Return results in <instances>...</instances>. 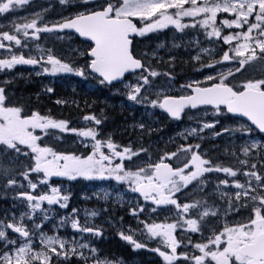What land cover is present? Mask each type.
Returning a JSON list of instances; mask_svg holds the SVG:
<instances>
[{"label":"snow or ice","instance_id":"obj_1","mask_svg":"<svg viewBox=\"0 0 264 264\" xmlns=\"http://www.w3.org/2000/svg\"><path fill=\"white\" fill-rule=\"evenodd\" d=\"M28 2L31 3L32 0ZM58 3L62 6L60 11H66L67 15H56L45 20L44 13L49 12V7L41 8L21 18L25 22L16 27L18 32L23 29V36L26 39L35 42L34 49L39 56L30 54L26 57L20 52L10 59H0V70L6 67L11 71L17 65L40 66L41 70L36 73L37 75L69 74L83 77V68L75 61L87 57L91 70L102 77L100 83L122 82V86L129 89L126 98L136 103H140L138 97L141 96L142 91L151 89V97L145 95L151 107L160 109L170 119L176 121L182 120L189 110L194 111L206 106L213 107V114L219 115L225 110L224 106L229 105L233 99H246L252 92L264 94V0H170V2L121 0V5L126 7L150 9L147 13L150 22L143 26L144 30L140 33V37L164 30L183 34L187 29H202L203 35L211 45L210 48L200 49L205 54H213L206 62H200L199 53L191 57L192 60L199 62V66L193 68L195 75L187 76L183 79V83H179V88L176 84V75L166 71L164 75L170 82L169 87L154 89L149 77L156 80L160 72L143 65L127 47L130 43L127 33L112 24L118 16L125 14L123 8L119 5L112 7L109 0H79L78 4L73 3L70 7L69 0H58ZM6 8L5 0H0V11ZM109 8H112L111 12L106 11ZM185 18L188 19L185 21ZM69 31L82 37L84 42L93 41L95 47L89 46L81 50L78 46H73L65 48L59 54L54 46L45 47L50 38L59 44H65L66 39L71 41L73 37L65 35ZM109 34L112 40L122 41L118 50L109 45ZM4 36L14 41L17 48H27L18 37L10 33H4ZM195 43L199 44V41ZM5 47V44L0 43V49ZM163 47V42L157 45V49ZM172 47L179 48L180 44L173 43ZM113 56L116 57L115 60L112 59ZM174 60L175 57H172L170 62ZM141 68L144 69L145 75L140 77V84L130 85L127 76H135L131 70ZM8 82L10 81H5ZM46 90L49 93L55 91L51 87ZM0 93L3 94V108L8 110L0 117L3 120V123H0V170L7 177L5 183L9 186L15 183L11 179L13 174L24 175L17 173L22 163L21 156L31 157L35 166L42 168L43 156L53 155L57 161L65 162L61 165L62 168L76 170V175H68V179L89 178L94 172L99 176L107 173V176L114 179L117 184L125 185L127 191L134 192L138 198H142L149 214H157V220L151 225L147 221L144 224L148 228L149 237L161 236L163 246L166 249L171 248V255L160 253L166 264H174V262L193 264L194 260L199 259L195 252L189 254L183 247L177 252L179 246L177 237L172 236L171 233L177 231V224H181L187 226L182 227L181 232L203 234L200 224L208 215V209L204 208L198 213L194 210L207 203V196L201 194L207 187L208 182L205 177L208 174L213 172L225 174L226 178L216 181L213 188V193L219 196L229 195L239 199L241 193L247 197L250 191H255L250 182L246 188L239 180L230 179L240 175L238 170L230 166L221 167L220 161L214 163L208 156L207 150H201L199 140L204 137L197 136L196 128H186L178 133L182 143L171 151L160 152L155 160L148 154V149L117 145L105 138V143L111 152L109 155L101 151L99 147L101 141L97 139L98 133L95 129L88 131L69 129L67 121H53L49 117L40 116L37 110L24 111V106L14 102L4 87H0ZM216 105L221 107L217 108ZM33 120H46L47 123L33 125ZM30 126L40 129L51 126L62 134L91 137L96 143L92 146L83 143L82 147L88 148V152L84 154L57 153L51 149V146L43 144L42 133L33 135L28 130ZM208 127L214 128L215 125L211 122H201L199 131L202 132ZM215 135L216 133H212V138H215ZM64 136L58 134L55 138L62 143ZM188 137L194 139L188 141ZM256 146L257 144L253 143L252 147ZM244 153L247 154L246 149ZM47 163L51 164L52 161ZM26 171L30 175L33 168L27 167ZM57 175L64 176L67 173L61 171ZM244 175H247V172ZM252 175L255 176L258 184L264 182V176L256 173ZM25 178L27 179V176ZM221 185L225 188L230 187L234 191L225 193L221 190ZM64 199L67 200L68 197L65 196ZM258 203L264 204V196L258 198ZM245 206L247 207V202ZM144 210V206H140V212ZM261 211L264 212V209ZM129 214L137 213L132 210ZM212 214L215 215L214 212ZM4 235V232H0V237ZM123 238L130 242L132 240L131 236ZM51 239L49 237V242ZM189 243H192L191 239ZM194 247L199 248V243ZM31 251L30 245L20 249V252L25 254ZM0 260H3L4 264H12L11 254L8 251L0 254Z\"/></svg>","mask_w":264,"mask_h":264},{"label":"rangeland","instance_id":"obj_2","mask_svg":"<svg viewBox=\"0 0 264 264\" xmlns=\"http://www.w3.org/2000/svg\"><path fill=\"white\" fill-rule=\"evenodd\" d=\"M161 2H170V0H161ZM119 6L123 8L125 14L122 16H118V17L133 18V19H138L140 21H142L143 19L148 20L147 13L150 11V9H135V8L126 7L125 5H119ZM157 15H159V13H157ZM187 19L188 18H185V21ZM143 30H144V27H142V30L140 33H142ZM143 37L144 36L140 37V34H139L138 39H141ZM175 39H177L178 41L176 42L173 40V42L171 43L180 44V47L176 49H180L181 45L185 44L187 46V47L186 46L184 47L185 51L192 53L193 56L199 53L200 60L204 56H207L210 58V56L213 55L212 53L205 54L200 51V49L203 47H209V48L211 47L209 41L205 37H200L197 35L189 37V36L181 35L178 33ZM180 41L183 43L181 44ZM195 41H199V44L195 43ZM161 42H163L164 47L157 49V45ZM168 44H169V41L167 40V38L158 40L154 44V53H156L157 56L164 57V58L165 56L161 54L165 52H167L168 55L173 54L172 49L174 48L172 47V44H171L170 46L171 50H169ZM138 52H140V50H138ZM141 54H143V52H140L139 56H141ZM63 75H68V74H63ZM128 82L130 85L131 84L139 85L140 78H135ZM233 83H236V82H233ZM168 87L169 85H167L165 88H168ZM128 90L129 89H126L125 87L122 86L121 88L117 90L111 91V94L117 95L118 97L123 98L125 101V102L123 101L120 104L121 112H123V108L125 106L131 107L132 109H136L137 114H139L141 117H144L150 120L152 125L155 126V130L147 128L145 125L137 126V148H141L142 144L146 141H149L150 138H154V136H156V133L162 134L163 131H166L168 134H170L169 128H168L170 123L167 120L168 118L166 117L164 113L160 112L158 108L154 109L153 107H151L149 100L145 98L146 94L144 93V91H142L141 96L138 97V99L140 100V103H136V102L129 101L126 98ZM147 97L150 98L151 96L147 95ZM189 116L191 117V119H189ZM186 119L189 121L193 120V122L195 121L194 122L195 125H191V124L185 125L183 123L175 125L173 127V130L176 132V136L173 137V140L175 141L174 143H172L171 139L165 140L164 136L160 135L158 138L161 139V142L160 144H158L157 147L154 148V150L156 151H155V155L151 154L152 159L153 157H157L160 154V152L165 151V150L171 151L172 149L176 148L178 144L182 143L180 137L177 134L183 132L186 128H196L198 130L197 136L204 137V139L199 140V143L207 142L210 139L215 140L216 138H212V133H214L215 127L214 128L212 127L204 128V130L201 132L199 131V129L201 128V122H211V123H214V125H216L217 123L222 125L221 129L224 128L222 134L226 142V148L231 151H232L233 146L236 147L238 145L237 132L241 131L240 135L244 139V143L241 144V154L244 157H246V159L252 157L254 160H258L259 157H264V138L259 137V136L256 137L257 135H253L252 132L248 130L250 129V127L242 121L234 119L230 122V120L223 113H220L219 115H214L212 110H205L204 112H199V114L196 113L195 115H187ZM159 122H162V124H164L165 126L163 127L161 124L157 125V123ZM125 130L127 131L130 130V132L132 133L131 136L134 133L133 127H126ZM154 131H156V133ZM42 133L45 134L46 136V141H44V144H46L47 146H51V149L54 150L55 147L52 146V143L54 139L56 138L53 137V135H50L48 130H45ZM121 134H124L123 131H121ZM81 138L83 140L87 139V137H82V136ZM82 139H78L77 144H83V143L88 144V142H85ZM163 139L165 141H163ZM176 139H178L179 141L176 142ZM193 139H194L193 137H188V141L193 140ZM62 143H63V146H62L63 149H67V148L69 149V148L75 147V143L70 144V146H68L65 139H63ZM253 143L257 144L255 148L252 147ZM149 148L151 149L150 146ZM245 149L247 150L246 155L244 153ZM48 155L49 154H45L43 158H46ZM21 158L22 157H20V160ZM51 161L52 163L49 164L48 169H43V167L38 168L35 166V164L33 165L34 169L43 173V176L38 178L37 183H36V185L40 187V190H39L40 198L36 202H30L31 204L30 203L24 204L23 199L20 198V195L26 194L29 189L22 182V180L19 181L18 175H11V179H13L15 183L9 186L5 183L7 179V177L5 176V173L2 170H0V179L3 182L2 186L4 189L7 190L4 193L7 196L6 201L10 205L9 209L6 210L7 222L17 226L18 228L24 229L26 226H23V225L26 224L29 221V219L33 216V212L37 211L40 217L38 219L39 224L38 222L34 221V225H31L30 229L28 228L30 235L25 240L21 238H18V239L12 238L9 235V230L7 229L6 225L2 221H0V232L5 233L3 237H0V254L4 253L5 251H8L11 254L12 264H41V262H43V264H51V260L56 256H59L62 259H65L68 257L69 258L77 257L79 259H82L83 261H88V260H91L92 257L93 258L97 257V253L95 249L92 248L91 246V243H90L91 240H87L83 235H80L79 237L72 236L71 238H65V237L58 235L59 231H65L68 229V227L74 230V222L70 221L64 215L61 217L59 216L56 217L59 214V212L64 210L67 200H64L63 202L59 203L57 206L59 210L55 211L47 205V199L49 197H52L59 190H61L65 196L69 197L70 196V192H69L70 186L69 184H60L59 186H55L49 182V179L52 174L58 173L61 171H64L67 173L65 177L69 181L70 180L76 181L83 177H78L76 179H68V175H76V170L74 168H62L61 165L65 163L63 160L61 161V163H59L60 165L59 164L57 165L55 163L54 157H53V160ZM27 167H30L29 164H24V162H22L18 170L26 171ZM96 177L97 176L92 174V176H90L89 178H84V181H90L91 179H94ZM109 178L110 177H108L107 175L99 176L97 179H95V181L100 182V183L106 182V184L109 185L108 180L112 179V178L110 179ZM252 182L253 184L251 185V187L253 189H259L260 191L261 189H264V186L261 183L257 185L258 183L255 177L252 180ZM88 187L90 189V185ZM244 187L247 188L248 186L244 185ZM96 191L98 193H95V197L101 203L112 202V201L115 204L125 203L126 206L131 207V210H135L137 215H139L140 213V206H145L144 202L140 203V201L135 196L134 192H131V191L126 192V193H113L112 191L103 189V188H100ZM252 193L253 191H250L247 194V197H245V195L241 193L240 197L249 198L252 200V202L255 205H257L256 207L253 208L252 214L251 213L249 214V218L251 217L254 223L256 224V221H261V220L264 221V215H263V212L261 211V209H264V208H262L260 204H258V202L256 201L257 200L256 196L251 195ZM37 205H39V207H37ZM207 209H208V215L205 217H208V216L214 217V216H217L219 213H221L223 208L214 206V207H208ZM202 210H199L198 212ZM30 211L32 212L30 213ZM223 211H224V216L226 217L227 210L223 209ZM213 212L215 213V215L212 214ZM36 214H35V217H36ZM80 215H82V217L84 218L89 219L90 221L102 218V213L99 211H91V212L84 211ZM45 217H47V219H45ZM52 222H57V225L51 224ZM255 224L251 227L252 228L251 233L253 234L254 238L257 233L264 231V227L263 229H258V227ZM138 225H143V228L145 227L144 221H139ZM43 228L45 229L49 228L53 232V234H49L48 232L43 231L42 230ZM147 232H148V228L146 227V230L143 233H141L142 242L152 243L155 237H149L147 235ZM187 235L189 234L187 233ZM49 237L52 238L51 242H49ZM156 237L159 239L158 245L159 247H161L163 245V238L161 236H156ZM202 239L204 241L206 240L205 243L206 245L209 246V248H214L215 241L212 235L209 236L208 238L205 236ZM13 241H15V244H13ZM29 245L32 249L31 252H28L27 254L20 252L21 248H25ZM199 248H200V251H203L202 246H200ZM159 249L160 248H156V249L149 251V255L151 254V256H149L147 259L154 260V261L157 260L159 261V264H166V262L163 259V256H161L160 254L161 252L157 251ZM167 249H169L170 252L172 251L171 248H167ZM163 253L165 255H169L166 252H163ZM206 254L214 257L215 259L220 258V255H216L217 252H214V251H208ZM241 261L242 263L245 262L244 260H241ZM0 264H4V261L0 260ZM99 264H113V263L101 260ZM115 264H125V263L120 261Z\"/></svg>","mask_w":264,"mask_h":264},{"label":"flooded vegetation","instance_id":"obj_3","mask_svg":"<svg viewBox=\"0 0 264 264\" xmlns=\"http://www.w3.org/2000/svg\"><path fill=\"white\" fill-rule=\"evenodd\" d=\"M7 3V8L3 11H0V43H3L6 45L4 49H0V59H10L14 54H18L20 52H23L24 55L27 57L30 54L33 56H39V53H37L34 49V43L30 39H26L23 36V29H21L19 32L16 31L17 25L23 24L25 21L24 19H21L23 17H27L29 13L35 12L38 9L41 8H48L49 12L44 13L45 20L50 19L56 15H67L68 13L61 12L60 9L62 6L58 3V0H32L31 3L28 2V0H5ZM72 3H69V6H71ZM4 33H10L12 36L18 37L24 44L27 45V48L20 47L17 48L15 45V42L12 40H8L5 38ZM66 37L68 35H71L73 39L71 41H67L65 44H59L58 42L52 40L51 38L48 40V43L45 45V47L48 46H54L58 54L63 52L65 48H71L73 46H78L81 50L87 49L89 46L93 47L91 43L82 42L77 38V36L72 35L70 33L65 34ZM42 43V42H41ZM8 49H11L10 51ZM75 55V53H73ZM75 63H78L83 68V77L77 76V75H63V74H57L56 76L52 75H44L40 74L37 75L36 73L41 70L40 66H21L17 65L15 66L11 71H9L6 67H4L2 70H0V87H4L9 95L11 96L12 100L14 102H18L24 106V111H31L39 109L38 114L40 116H46L49 117L51 113V109L54 108V113L57 121L63 120L67 121L65 117H62V110L64 108H69L71 112L70 122L68 123L71 128H75L77 130H80L79 128H85L83 130H90L95 129L98 133L97 139L101 141V144L99 147L101 148V151L108 153L111 155L110 150L107 147V144L105 143V138L110 139L112 142H114L117 145H124L122 140L124 138H127V144L126 145H132L133 148H137V121L134 123V133L131 136L130 130L123 129V133H116L113 130L109 128V99L108 96L102 94L101 98L98 96H95L97 91H95L94 88V82L97 81V78L91 73L90 69V63L88 61L87 57L78 59L75 61ZM5 81H10L8 83H5ZM48 87L54 88L55 91L49 93L46 89ZM65 92L66 94H69V98H62L59 97L57 99V96L61 93ZM14 94V95H12ZM43 99L42 101L38 102V99ZM100 99V101H98ZM89 100H95L97 103L93 104L92 102H89ZM49 101V102H48ZM3 94L0 93V117L4 116L8 110L3 108ZM46 103H49L50 105H54V107L47 108L45 107ZM129 111L132 110L131 107L128 108ZM134 116H137V110H132ZM81 113L82 117L80 118L76 117V114ZM85 117H90L89 119H84ZM96 121H99L97 123ZM68 122V121H67ZM0 123H3V120L0 119ZM33 125L39 123V124H46L47 122L45 120H33ZM48 128H52L51 126L40 129L35 127H29L28 130H45ZM127 136V137H126ZM217 136V135H216ZM87 142L89 146H92L96 143L95 140H93L91 137H87ZM172 142H174L171 139ZM214 147L220 146L219 140L212 143ZM88 152V148L86 149ZM122 151V149H120ZM98 158V157H97ZM212 160L213 158L217 157H210ZM228 158V157H223ZM240 161V166L243 170L241 171V175L238 176L235 180H239L241 184H246L247 186L250 184L252 185L253 178L251 177V174L249 171H247V168L245 167V157H235ZM156 157H153V160H155ZM243 161V163H241ZM105 164H107V161H105ZM261 173L258 175L264 176V166L261 168ZM247 172V175H244V173ZM205 179L208 182L207 187L204 189V192L201 194L203 196H207V203H204L201 205L200 208H206L213 206V204L217 205L218 207H222L223 209H229L230 207L232 210H236V208H239V212L233 215H230L225 221L226 224H220V227L215 229V247L214 251L218 252L220 255L219 261L222 264H239L238 262L243 259L239 255V251L241 246L248 242L253 243V234L250 232L251 226L253 225V222H248L249 213L244 211V209H247L250 205V199L245 197H240L237 199L235 196H219L215 193H213L214 185L213 183L216 180H219L220 177L216 176L215 174H208ZM109 185L106 184V182H92L90 185V190L94 193H98L96 190L103 188L107 190H112L114 193H120L121 191H125V185L123 184H117L115 181H108ZM115 183V184H114ZM262 185H264V182H261ZM259 185V184H257ZM221 190L225 193H231L234 191L232 188H225L224 186H221ZM90 191V192H91ZM210 193H213L210 195ZM254 195L264 196V191H260L259 189H255L253 191ZM39 199V196L36 198ZM247 202V207L245 206V203ZM199 208V209H200ZM198 210V209H196ZM244 222V226H243ZM102 223L101 220H93L90 221L89 219L82 218L79 227L76 228L79 229L77 232H83L85 229H94V230H101V236L100 239L103 240L105 238V234L103 229L101 228L100 224ZM229 224V225H227ZM237 224H240L236 227ZM76 225L78 223L76 222ZM116 225V224H115ZM243 228V232H240L239 229ZM99 228V229H96ZM237 232L233 233L232 231L236 230ZM25 231H29L28 227L24 228ZM119 225H116L114 237L118 238L117 231H119ZM135 232V242L134 245L137 250V227ZM172 236H176L178 238H182L181 236H186V233L181 232L177 229V231L171 233ZM181 235V236H180ZM247 235L248 239L243 240L242 236ZM125 239V238H124ZM219 243L217 244L216 243ZM118 243V242H117ZM119 244V243H118ZM179 244V243H178ZM129 246V245H128ZM180 245L177 247V252L181 250L179 248ZM179 248V249H178ZM184 250L186 252H190V248L183 246ZM137 258V255H136ZM106 260V259H105ZM135 264H137V259ZM252 264H262V263H252Z\"/></svg>","mask_w":264,"mask_h":264},{"label":"bare ground","instance_id":"obj_4","mask_svg":"<svg viewBox=\"0 0 264 264\" xmlns=\"http://www.w3.org/2000/svg\"><path fill=\"white\" fill-rule=\"evenodd\" d=\"M190 55L191 53L187 52L181 55L180 57H178L177 59H175L176 66L174 67V69L170 67V62H168L164 57L156 58L153 61V64H155L156 66H162L166 64V67L169 65V68L172 71V73L176 75V79L181 83H183V79H185L187 76L195 75V73H193V70L188 68L189 66L187 67L188 61L190 59ZM59 97L66 99L69 98L70 96L69 94L63 92L57 96V99H59ZM42 100L43 99L39 98L38 102ZM89 102H92L93 104L97 103L95 100H89ZM45 107L51 108L54 107V105L49 106V103H46ZM108 115H109V123H111V125H109V128L116 133H121V131L124 129V126L134 128L135 126L134 123L136 121H137V126L138 125L146 126L147 124H149V121H147L144 117H141L139 114H137V116H134L126 112H121L117 110L113 106V104H109ZM162 126L164 127L165 125ZM154 132L156 133V131ZM169 132L170 134H168L166 131H163L162 134H157V133L156 134L158 136L162 135L164 136V138H167L173 134L174 130L172 128H169ZM163 141L165 140L163 139ZM160 142H161L160 138H150L149 141H146L142 144L141 148H147L150 146L151 150H154V148L157 147L158 144H160ZM206 144L211 145L212 142L207 141ZM155 151L156 150H154V152ZM254 164L262 168V166H264V157H262L260 160L254 161ZM98 210L102 213V223L100 224V226L104 231L105 238L102 241L95 243V247L109 254L112 258L118 260L119 262L121 261L125 264L128 262L132 264L134 258L131 251L128 249H123L121 245L114 240V233L116 229L115 224L117 223V219L115 218V216L120 212V208L117 209L115 207H112V205L110 204H105L103 206H100ZM144 263H145V258L137 259V264H144Z\"/></svg>","mask_w":264,"mask_h":264},{"label":"water","instance_id":"obj_5","mask_svg":"<svg viewBox=\"0 0 264 264\" xmlns=\"http://www.w3.org/2000/svg\"><path fill=\"white\" fill-rule=\"evenodd\" d=\"M106 11L111 12L110 9H107ZM112 24L118 28L123 29L127 33V38L130 41L127 47L131 51L133 38H135L137 35L136 24L132 20H129V19H119V20L115 19L112 21ZM101 27H104V25H101ZM80 38L81 40H83L82 37ZM90 42L94 44L93 41H90ZM108 43L111 47H113V49L118 50L122 41L120 39L112 40L111 34H109ZM94 47H95V44H94ZM112 59L115 60L116 57L113 56ZM142 69L143 68L132 69L131 71L134 73H137V72H141ZM92 72L100 77L98 73L94 71ZM117 83H120V82H114L112 84L107 83V84L113 85ZM206 107L213 108L211 106H206ZM215 107L219 108L221 106L216 105ZM224 108L227 111V113L233 115L235 118L246 121L252 126L253 129L257 130L259 133H262V134L264 133V131H262L264 130V94L258 93V92L249 93L246 99H243V100L233 99L232 102L229 105L224 106ZM228 109H232L234 111H229ZM54 177H63V176L55 175ZM58 199H60L59 196L52 199L50 203L55 204ZM13 231L16 234L19 233L15 229H13ZM23 236H25V234ZM241 254L249 258H252L256 261L264 260V234L258 237L257 243L255 245L243 248L241 250Z\"/></svg>","mask_w":264,"mask_h":264},{"label":"trees","instance_id":"obj_6","mask_svg":"<svg viewBox=\"0 0 264 264\" xmlns=\"http://www.w3.org/2000/svg\"><path fill=\"white\" fill-rule=\"evenodd\" d=\"M110 4L112 5V7H114V6H116V5H114V3L113 2H111L110 1ZM177 34L178 33H174L173 31H171V30H164V32H159V34H157L156 35V37H158V38H167V40L169 41V42H172V40H175V37L177 36ZM179 34H181V35H186V36H189V37H192V36H194V35H197V36H200V37H205L204 35H203V30L202 29H197V30H192V29H187L183 34L182 33H179ZM153 37V36H152ZM184 47H185V45H181V48L180 49H178V50H175L174 52H173V54L171 55V56H169L170 58H172V57H175V59H177L178 57H180L181 55H183L184 53H187V51H185V49H184ZM224 47H227V46H224ZM152 48H150V50H151ZM133 52L135 53V54H137V44L134 46V50H133ZM193 55L191 54L190 55V59H189V61H188V64H187V67L188 68H190L191 70H193V68L194 67H198L199 66V62H194V61H192V59H191V57H192ZM209 59V57H207V56H204L201 60H200V62H206L207 60ZM176 66V60L174 61V62H170V67L172 68V69H174V67ZM146 67L148 68V69H156V70H158L159 72H160V78H163V79H167L166 78V76L164 75V73L167 71V72H171L172 73V71L170 70V68H169V65L166 67V64H164V65H162V66H156L155 64H146ZM186 67V66H185ZM186 67V68H187ZM193 73H195L194 71H193ZM237 75H239V74H237ZM235 84V83H234ZM37 111H39V109H36ZM61 114H62V117H65L66 118V120L68 121V122H70V118L69 117H71V112H70V109L67 107V108H64L63 110H62V112H61ZM76 117H78V118H80V116L82 117V115H81V113H79V114H76L75 115ZM49 117L50 118H52V119H55L56 120V117H55V113H54V108H52L51 109V113H50V115H49ZM108 117H109V115H108ZM110 125H111V123H109ZM159 124H161V125H164V124H162V122H159L158 123V125ZM147 127H150L151 129H153V130H155V126L154 125H150V124H147L146 125ZM168 128H169V126H168ZM159 136L156 134V136H154V138H158ZM216 154V155H215ZM214 154V152H213V157H233V155L232 154H220V153H218L217 154V152ZM31 179H33V176H31ZM77 187V186H76ZM80 201V198H79V194L78 193H75L73 196H72V199H71V202H72V206L73 207H80V205H75L77 202H79ZM86 205H90V206H92L93 204L92 203H89V202H86L85 203ZM71 206V207H72ZM0 218H1V213H0ZM119 241V240H118ZM121 245V247L123 248V249H128V248H126L125 247V245L124 244H120ZM129 250V249H128ZM102 251V250H101ZM132 253V252H131ZM132 255H133V258L135 257V254L134 253H132ZM110 256V255H109ZM138 258H145V254H144V251H141V252H137V259ZM133 261H134V259H133ZM67 264H71V263H67ZM144 264H151V263H149V262H147L146 261V259H145V263Z\"/></svg>","mask_w":264,"mask_h":264}]
</instances>
